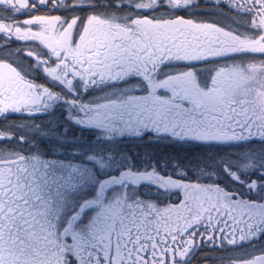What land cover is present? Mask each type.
<instances>
[{
	"label": "snow or ice",
	"instance_id": "obj_1",
	"mask_svg": "<svg viewBox=\"0 0 264 264\" xmlns=\"http://www.w3.org/2000/svg\"><path fill=\"white\" fill-rule=\"evenodd\" d=\"M0 121V264H264V0H0Z\"/></svg>",
	"mask_w": 264,
	"mask_h": 264
},
{
	"label": "flooded vegetation",
	"instance_id": "obj_2",
	"mask_svg": "<svg viewBox=\"0 0 264 264\" xmlns=\"http://www.w3.org/2000/svg\"><path fill=\"white\" fill-rule=\"evenodd\" d=\"M62 14V13H61ZM26 17L21 16L19 19H24ZM23 42H15L12 44V48L21 47ZM16 117H9V120L15 119ZM5 123V121H0V124ZM129 147L133 152H139L143 155L145 152H153V153H163V152H173V151H180V149H173V148H165L163 144H156V143H149V138L145 137L143 141L136 140L132 141L129 144ZM178 200H176L177 202ZM260 244L256 245V253L259 254ZM237 251H240L237 249ZM224 255V253L220 252L219 250L210 249L209 247H204L192 259V264H206V257H219ZM207 264H217V261L214 259H208Z\"/></svg>",
	"mask_w": 264,
	"mask_h": 264
},
{
	"label": "rangeland",
	"instance_id": "obj_3",
	"mask_svg": "<svg viewBox=\"0 0 264 264\" xmlns=\"http://www.w3.org/2000/svg\"><path fill=\"white\" fill-rule=\"evenodd\" d=\"M176 200H178V197L176 195H173L171 198H170V201L169 202H176ZM178 202V201H177Z\"/></svg>",
	"mask_w": 264,
	"mask_h": 264
}]
</instances>
